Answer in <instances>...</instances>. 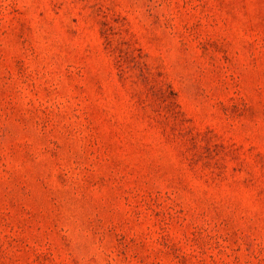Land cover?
Instances as JSON below:
<instances>
[{"label":"rangeland","instance_id":"1","mask_svg":"<svg viewBox=\"0 0 264 264\" xmlns=\"http://www.w3.org/2000/svg\"><path fill=\"white\" fill-rule=\"evenodd\" d=\"M0 264H264V0H0Z\"/></svg>","mask_w":264,"mask_h":264}]
</instances>
